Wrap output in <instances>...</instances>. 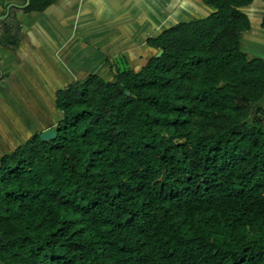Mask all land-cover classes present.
I'll list each match as a JSON object with an SVG mask.
<instances>
[{
  "label": "trees",
  "instance_id": "obj_1",
  "mask_svg": "<svg viewBox=\"0 0 264 264\" xmlns=\"http://www.w3.org/2000/svg\"><path fill=\"white\" fill-rule=\"evenodd\" d=\"M255 1L201 0L211 13L149 36L140 69L121 53L111 79L57 90L56 136L0 159V264H264Z\"/></svg>",
  "mask_w": 264,
  "mask_h": 264
},
{
  "label": "crops",
  "instance_id": "obj_2",
  "mask_svg": "<svg viewBox=\"0 0 264 264\" xmlns=\"http://www.w3.org/2000/svg\"><path fill=\"white\" fill-rule=\"evenodd\" d=\"M11 1L21 2L0 0V14L4 12L6 4ZM262 5L261 0H256L254 4L246 8H251L254 16L255 6H257L258 11H261L263 15ZM246 8L243 11L246 12ZM211 11L212 9L202 4L201 0H56L41 12L21 11L18 13L20 33L17 42L3 41L0 32V115L6 116L13 106H16L19 112L21 110L23 116L31 113L29 96L25 97L26 90L32 92L37 90L35 92L40 93L38 98L43 97L46 102L50 100L49 104L54 110L57 90L79 79L93 67L91 64L86 65L89 62L86 57L80 58L76 65L73 64V51L77 48L78 42L77 35H86L90 40L88 42L93 44L92 51L95 49L98 52L106 51L99 62L103 64H99L97 68L105 66L111 73L109 59L134 49L136 42L129 34L154 33V27L158 30L165 29L181 22L179 21L181 18L193 17L195 14L204 17ZM71 12H77L78 18L75 17L77 21L75 20L69 31V25H65V18L67 13ZM154 18L159 21L154 22ZM250 19L253 23V19L251 17ZM106 26L108 30L112 29L110 33L105 30ZM5 30L7 36L12 38V29L9 24H6ZM114 36L116 41L113 39ZM113 43H118L121 47L114 50ZM144 43L146 45V42ZM110 51H115V56H112ZM29 76L35 79L37 77L38 81H34L38 87L37 85L34 88L30 85L32 89L29 87L27 80ZM35 96L33 92V99ZM36 106H38L37 112H41V106L38 103ZM48 115L46 112L47 117ZM55 121H47L37 127L33 134L51 129ZM9 136L12 141L16 138L13 132H9ZM31 136L32 134L22 138L27 141ZM3 139L2 136L0 140ZM12 145V150L9 151L8 141L0 144V159L15 149V142ZM4 146L7 151L4 150Z\"/></svg>",
  "mask_w": 264,
  "mask_h": 264
},
{
  "label": "rangeland",
  "instance_id": "obj_3",
  "mask_svg": "<svg viewBox=\"0 0 264 264\" xmlns=\"http://www.w3.org/2000/svg\"><path fill=\"white\" fill-rule=\"evenodd\" d=\"M15 1H22V0H15ZM261 9L264 11L263 5L261 6ZM245 10L249 14V16L253 19L254 24L252 23L250 31L245 33L242 37V40H241L242 49L249 55V57H262V58H264V28H262L260 25L262 12L258 11L257 6H255L254 16L252 15L251 8H246ZM76 14H77V12L67 13V17L65 18V23H66L65 25H69V27H68L69 31L72 29L71 26L75 22V20L77 21V19H75V17L78 18V16H76ZM197 17H202V16L199 14H195V16H193V17L181 18L179 21L195 19ZM155 21L158 22L159 20L154 18V22ZM110 27H112V26L110 25ZM105 30H108L107 26H106ZM111 30H108L107 32L110 33ZM162 30L163 29L158 30L154 27V33L151 32L149 34H143V35L129 34V35H131V38L133 39V41L136 42V44L133 46L134 47L133 50H131L130 52H129V50H127L123 54L126 57V59L128 60V63L130 64V66L133 67V69H135V70L140 69L144 65L146 60L154 53V50L150 49L149 47H147L145 45V43H144L145 39L149 36L157 35ZM120 37H123V36H120ZM76 39H78V42L76 44L77 48H75L73 51L74 52V56H73L74 63L73 64L76 65L80 61V58L86 57L89 59V62L86 63V65H89V64L93 65V67H91V69H89L88 72H85L82 76H80L79 79L85 78L86 76H88L91 73H98L99 75L103 76L104 78L111 79V73L109 72L107 67H105L103 65L105 67V69H104V67L100 68V69L97 68L99 66V64H103V62L102 63H99V62H100L101 56L104 53H106V51L105 52H98L96 49L92 51L91 47L93 44H90V42H88L90 40L87 39L85 34L77 35ZM113 39L116 41V36H114ZM96 46L97 45L95 44V47ZM112 46L114 47V50H117L119 47H121V45L118 43L117 44L113 43ZM109 53H111L112 56H115V54H116L115 51H112V52L110 51ZM104 56H105V54H104ZM32 77H33V75H32ZM32 77L29 76V78L27 80L29 81V83H28L29 87L31 85L34 88L37 85L34 80H36V81H38V80H37V77H36V79L32 78ZM32 87H30V88L32 89ZM37 87H38V85H37ZM62 87H64V86H62ZM35 91H37V90H35ZM35 91H33L34 94H36L34 99L32 97V94H33L32 91H28V90L25 91V94H26L25 97L29 96V98H28L29 102L28 103H29V107L31 109V113L23 116L24 114L22 115V111L20 110V112H19L17 107L13 106L8 111V114L6 116L0 115V117H1L0 123H3L0 125V138L2 136L4 138L3 140H0V144L2 145L5 142L7 143V141H8V145H9L8 150L9 151L12 150V148H11L13 146L12 143L14 144V142H15L16 147L24 144L26 141L23 140V138H22L23 136L29 137V135H31V134L33 135V133H35L34 131L37 127H40L42 124H45L47 121L56 120L58 117V113L55 110V108L53 110V107H51L49 104L50 100H49V102L48 101L46 102V100L43 97L38 98L40 93L35 92ZM28 99H26V100H28ZM260 102H262L261 106L264 107V97L262 98V100ZM37 103L39 106H41V112H37V109H36V108H38V106H36ZM44 103H45V105H44ZM45 111L49 114L48 117L46 116ZM6 129L9 132L14 133V136L16 138H14L13 141H12V138H10L9 132L6 131ZM7 133H8V135H7ZM4 150L7 151V148H5V146H4Z\"/></svg>",
  "mask_w": 264,
  "mask_h": 264
},
{
  "label": "water",
  "instance_id": "obj_4",
  "mask_svg": "<svg viewBox=\"0 0 264 264\" xmlns=\"http://www.w3.org/2000/svg\"><path fill=\"white\" fill-rule=\"evenodd\" d=\"M29 3V0H25L24 4H18L16 2H9L5 6V10L0 14V32L2 33V40L7 43H16L20 33V19L18 13ZM9 24L12 31V38H9L6 34L5 26ZM126 94L128 92L126 91ZM57 132L53 129H46L40 133V138L43 141L53 139Z\"/></svg>",
  "mask_w": 264,
  "mask_h": 264
},
{
  "label": "flooded vegetation",
  "instance_id": "obj_5",
  "mask_svg": "<svg viewBox=\"0 0 264 264\" xmlns=\"http://www.w3.org/2000/svg\"><path fill=\"white\" fill-rule=\"evenodd\" d=\"M11 2H12V1H11ZM16 3H18V4H24V3H25V0H22L21 2H16ZM26 6H27V5H26ZM26 6H25V7H26ZM25 7H24V8H25ZM22 12H24L23 9H22ZM30 12H31V11H30Z\"/></svg>",
  "mask_w": 264,
  "mask_h": 264
}]
</instances>
